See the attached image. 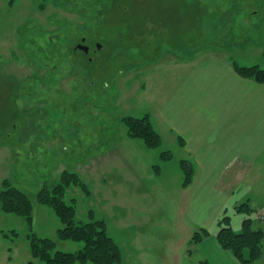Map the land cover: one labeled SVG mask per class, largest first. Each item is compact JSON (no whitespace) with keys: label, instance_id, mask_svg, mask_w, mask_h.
<instances>
[{"label":"rangeland","instance_id":"rangeland-1","mask_svg":"<svg viewBox=\"0 0 264 264\" xmlns=\"http://www.w3.org/2000/svg\"><path fill=\"white\" fill-rule=\"evenodd\" d=\"M216 53L227 54L236 65H264V0H0V192L9 180L34 199L44 184L73 172L65 166L55 172L60 159L70 164L81 158L71 151L58 158L44 149L43 139L50 133L58 138L73 134L84 147L124 133L145 152L132 157L131 166L146 161L154 171L163 165L159 182L165 186L187 156L166 133L160 148L148 149L129 136L122 118L156 116L161 101L155 90L168 87L178 59ZM93 96H99L94 102L98 110L91 107ZM154 116L151 121L157 123ZM56 143L46 146L53 149ZM163 152L171 156L168 163L160 159ZM81 174L90 191L89 178ZM147 180L122 192L119 198L127 196L126 206L75 186L66 196L68 204L76 202L77 222L87 223L91 213L106 221L123 254L121 264H139L130 254L137 247L153 249L148 264L162 263L164 248L175 245L171 187L162 190L163 205L157 189L142 200L130 196L141 195ZM144 212L142 225L122 222L128 214ZM32 216L30 227L26 219L0 212V264H43L30 252L31 233L52 239L63 252L83 248V243L59 240L62 224L51 208L35 204ZM254 218L261 222L259 215ZM242 223L234 219L231 224L234 229Z\"/></svg>","mask_w":264,"mask_h":264},{"label":"crops","instance_id":"crops-1","mask_svg":"<svg viewBox=\"0 0 264 264\" xmlns=\"http://www.w3.org/2000/svg\"><path fill=\"white\" fill-rule=\"evenodd\" d=\"M178 61L168 87L155 90L161 104L157 115H152L157 123H152L159 126L156 129L161 130V136L166 133L173 138L184 158L187 156L194 167L195 176L189 187H183L181 166L175 168V177L166 178L165 186L159 182L163 165L158 166L157 171H150L145 166L146 161L132 167L131 158L145 152L136 149L131 139L121 132H114L107 140L102 137L98 143L92 141L85 147L73 134L58 138L50 133L48 138L44 137L43 147L58 158L67 157V151H71L75 159L81 158L78 160L81 162H68L70 164L60 159L55 172L65 166L77 175L85 174L92 189L90 196H104L112 205L126 206L127 196L121 200L120 195L134 186L140 187L147 180V172L144 192L131 194V197L142 200V196H150L151 190L157 189L163 205L162 190L168 192L171 187L169 200L175 210L177 234L175 245L164 248L166 254L159 264H241L218 243L217 222L225 213L232 223L234 219L242 220L235 208L249 202L253 217L259 215L264 228V83L239 76L234 69L236 61L224 53L179 58ZM257 64L239 65H260ZM97 98L99 96H93L90 100L95 110L99 109V104L94 105ZM92 120L91 125L99 122L97 116L94 122ZM179 138L184 140V147L180 146ZM53 141H57L53 149L46 146V142ZM166 165L168 168L170 164ZM145 214H128L122 222L128 226L142 225ZM238 226L234 225V229L239 231ZM201 229L208 230L210 236L198 245H189V238ZM150 250L153 249L137 247L130 254L134 262L142 264L151 258ZM152 264H157L156 260ZM255 264H264V254Z\"/></svg>","mask_w":264,"mask_h":264},{"label":"trees","instance_id":"trees-1","mask_svg":"<svg viewBox=\"0 0 264 264\" xmlns=\"http://www.w3.org/2000/svg\"><path fill=\"white\" fill-rule=\"evenodd\" d=\"M14 3L17 0H5ZM236 73L246 79L264 83V69L259 66H234ZM129 130V136L140 140L150 149H158L162 145V136L154 128L150 116L122 118ZM180 146L184 147V140L179 138ZM163 162L171 159L168 153L160 155ZM184 176L183 187L191 185L195 169L189 160H182L180 163ZM155 168L158 169V166ZM156 169V170H157ZM81 188L86 195H90L87 186L82 182L76 173L66 171L53 184L46 183L37 192L34 199L25 192L13 185L9 180L4 182V188L0 192V212L16 215L26 219L28 225H32V212L34 205L51 208L62 224L58 230V237L61 241H72L83 243V248L76 252H63L58 249L57 242L49 238H40L35 233L28 235L30 252L34 258L43 264H121L123 254L120 246L108 234V226L105 220L95 219L91 213L90 221L80 223L76 221V202L68 204L66 196L72 187ZM235 211L243 216V223L240 231L232 227V219L227 213L217 222L219 231L216 239L220 246L231 252L241 264H255L264 254V228L260 221L256 220L254 210L249 202L236 206ZM92 212V211H91ZM16 236L17 233H14ZM210 232L201 229L195 232L189 240V245H198ZM27 264H35L33 261Z\"/></svg>","mask_w":264,"mask_h":264},{"label":"water","instance_id":"water-1","mask_svg":"<svg viewBox=\"0 0 264 264\" xmlns=\"http://www.w3.org/2000/svg\"><path fill=\"white\" fill-rule=\"evenodd\" d=\"M99 48H100V46H99ZM80 49L83 50V51H85V52H88V48L87 47L85 48L83 46H80Z\"/></svg>","mask_w":264,"mask_h":264},{"label":"flooded vegetation","instance_id":"flooded-vegetation-1","mask_svg":"<svg viewBox=\"0 0 264 264\" xmlns=\"http://www.w3.org/2000/svg\"><path fill=\"white\" fill-rule=\"evenodd\" d=\"M80 46H83V47H85L84 45H80ZM86 48V47H85ZM88 48V47H87ZM86 54H88L89 53V48H88V52H85Z\"/></svg>","mask_w":264,"mask_h":264}]
</instances>
